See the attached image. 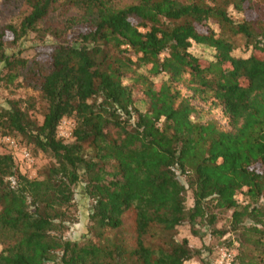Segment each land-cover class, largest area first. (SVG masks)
I'll return each mask as SVG.
<instances>
[{
  "label": "trees",
  "instance_id": "obj_1",
  "mask_svg": "<svg viewBox=\"0 0 264 264\" xmlns=\"http://www.w3.org/2000/svg\"><path fill=\"white\" fill-rule=\"evenodd\" d=\"M25 2L19 25L0 24V86L34 84L42 118L35 97L13 99L0 129L50 163L31 177L0 153V264H187L212 253L202 227L235 235L233 264H264V0ZM71 8L77 33L49 22ZM32 33L47 62L10 51ZM237 38L250 55L235 54ZM196 101L221 107L227 126L195 119ZM70 117V138L59 137ZM79 184L91 206L74 240Z\"/></svg>",
  "mask_w": 264,
  "mask_h": 264
},
{
  "label": "rangeland",
  "instance_id": "obj_2",
  "mask_svg": "<svg viewBox=\"0 0 264 264\" xmlns=\"http://www.w3.org/2000/svg\"><path fill=\"white\" fill-rule=\"evenodd\" d=\"M130 0H117V3L127 2ZM27 4L25 0H0V24H8L13 23L19 25L27 12ZM81 12L77 8H71L68 12L62 13L60 11L55 12L50 18L49 22L56 24L58 27L65 28L67 25H71V29L68 31L77 33L79 29H81V24H70V19L75 16H79ZM237 18L241 17L239 13H235ZM212 25L214 29H219V24L215 21H212ZM41 40L38 39L35 33H32L27 39L21 40V43L14 46L10 51H21L22 57L24 58H37L42 61L47 62V56L45 52L42 54H38L34 46L37 43H40ZM238 47L235 50L236 55L248 56L252 53V49H248L244 46V40L237 38ZM43 50L40 48L38 51ZM193 52L197 55H200L205 58L212 59L214 50L207 47L202 46H194L192 48ZM141 71L146 72L148 70V66H143ZM166 77L164 75H160L158 77H153L154 82L162 81ZM131 82L132 79L126 80ZM183 93H187V89L184 86L180 85ZM40 91L34 84L29 83L23 77H20L15 81V83L11 85L1 84L0 86V106H8L9 101L13 99H24L26 100L29 97H35L37 100V109L35 112V116L42 118V102L39 98ZM143 99L142 92H137V103L138 106L144 108V104L141 102ZM196 105L200 108V111L194 115L195 119H199L201 121H206L208 119L217 118L224 126H227L226 118L224 117L223 110L220 107L214 108L210 105L202 104L196 101ZM75 126V121L73 118H64L59 125V137L70 138L72 134L73 127ZM13 136V135H12ZM12 136L3 135L2 130L0 129V153H11L14 158L16 164L19 166L20 170L23 173H28L31 177L39 175L40 172L44 169L46 165L50 163V158L42 153L38 152V154L33 155L31 150V146L27 144L26 140H23L21 137L16 136L15 139ZM11 141H14L15 144H12ZM31 148V150L29 149ZM29 152L31 155V159H27L25 157V153ZM75 190V198H74V215L75 222L70 225L67 236L74 239L80 240L83 235L87 232L88 224H89V209L91 206L90 198L85 194L83 190V184H79ZM242 198V197H241ZM232 211H223L219 212V222L215 224L217 229L228 227L230 224L229 219L231 218ZM133 223V217L130 215L126 219V227H130ZM202 236L201 242H205L206 245L209 246L212 253L208 256V249H205L201 256H197L196 258L187 262V264H218L217 261L220 258V252L222 248H230L237 254L238 243L233 241V244H229V240L234 239L235 235L228 233L225 236L215 235L212 233L209 227H202ZM190 235L189 228L183 226L179 229L177 237L181 238L182 236ZM198 245L201 244L200 240H197ZM195 241V242H196Z\"/></svg>",
  "mask_w": 264,
  "mask_h": 264
},
{
  "label": "built area",
  "instance_id": "obj_3",
  "mask_svg": "<svg viewBox=\"0 0 264 264\" xmlns=\"http://www.w3.org/2000/svg\"><path fill=\"white\" fill-rule=\"evenodd\" d=\"M12 144H15L14 141H11ZM27 159H31L29 152L25 153ZM235 258V253L230 248H222L220 252V258L218 259V264H233Z\"/></svg>",
  "mask_w": 264,
  "mask_h": 264
}]
</instances>
